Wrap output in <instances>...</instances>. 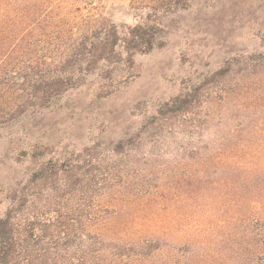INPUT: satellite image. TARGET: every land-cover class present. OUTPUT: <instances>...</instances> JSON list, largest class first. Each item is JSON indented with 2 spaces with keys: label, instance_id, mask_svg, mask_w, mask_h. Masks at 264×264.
<instances>
[{
  "label": "rangeland",
  "instance_id": "rangeland-1",
  "mask_svg": "<svg viewBox=\"0 0 264 264\" xmlns=\"http://www.w3.org/2000/svg\"><path fill=\"white\" fill-rule=\"evenodd\" d=\"M8 211L95 218L101 264H264V0H0Z\"/></svg>",
  "mask_w": 264,
  "mask_h": 264
},
{
  "label": "trees",
  "instance_id": "trees-1",
  "mask_svg": "<svg viewBox=\"0 0 264 264\" xmlns=\"http://www.w3.org/2000/svg\"><path fill=\"white\" fill-rule=\"evenodd\" d=\"M157 29V25L147 22L121 32L113 26L106 37L95 42L88 36L82 38L70 50L68 59L104 58L107 52L115 51L119 41L127 50L146 52L155 44ZM61 218L31 220L24 227L13 222L10 211L6 212L0 217V264H101L105 240L99 232H91L96 219Z\"/></svg>",
  "mask_w": 264,
  "mask_h": 264
}]
</instances>
